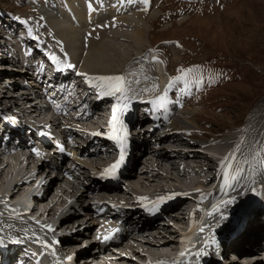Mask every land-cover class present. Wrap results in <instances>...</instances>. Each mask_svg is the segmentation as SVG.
<instances>
[{
  "label": "rangeland",
  "instance_id": "obj_1",
  "mask_svg": "<svg viewBox=\"0 0 264 264\" xmlns=\"http://www.w3.org/2000/svg\"><path fill=\"white\" fill-rule=\"evenodd\" d=\"M80 1L81 5L83 6L84 1ZM43 2L44 0H26L27 7L21 8V5L25 3L23 0H0V7L4 12H1L3 17L0 16V78L1 81L4 82L3 84H0V89L2 90L0 92V108L2 110H10V107H8L7 105H14L16 108L19 107V100L16 101V97H18L20 93L15 92L20 90H17L15 88H18L19 85H22L20 86V89L25 90V88H27V84H25L24 82L29 81L30 79H23L24 77H30L27 75V73H25L28 72V63H22V66L20 65V68L16 65L12 66V59L8 60L6 58V56L8 55L4 51L3 46L6 43L9 44L11 38H14L15 35H20V37H22L21 34H23V30H20V28L23 27V23L30 27H35L32 23L33 17H35V15L37 17L39 16V14L43 16L45 15L43 14ZM54 2L59 3L57 9L59 10V14H61L60 8L62 7V5L65 6V2H63L62 0H54ZM133 3L135 5H139H136V7L143 8L140 11V15L133 14L135 11H127V13H130V16H132V18H135L137 22H140L138 25V29L142 25L141 27L144 29L146 28L147 32L144 36H142L141 42H138L137 44L135 42L133 44L129 42L125 43L124 45L126 47L122 48L123 52L126 53V58L136 59L137 57H142L143 59L144 57H146V49L150 48L152 45L160 46V53H164V56L162 55L163 58L167 60V63H170H168L169 70L173 75H175V78L180 77V79H176L172 88L174 95H178L177 87L179 88V90H181L179 92L181 100H177L178 102L182 101L184 109L183 112L178 116V121L179 123H182L184 130H193L196 132V135L194 137L185 138L183 136L185 131H181L180 133H175L173 131L177 129L176 126H172L169 132H166V130L156 131L149 142L145 143V145H147L146 148H148L147 157L146 154H144V149L139 147L134 148V160L137 164L133 171L130 172L133 173L132 176H130L129 173L127 182L131 183L130 180H132L133 178H136V180L141 179L144 171L143 168H145V157H153V155L151 156L150 153L155 150L154 148H156L157 151H164L170 153L171 155L172 153H175L173 156L174 159L179 160L184 155L181 154L182 152H185L187 148L189 149L190 147H196L195 145L198 144V146H202L201 148L205 151H211V157H217L222 153L220 151H216L217 148L213 147L211 143H214L216 141V143L219 144L221 143L220 141L224 138L239 135L243 132V130V133H245V129L248 123L251 121L255 122L253 121L255 120V118L259 119L258 122L261 125L260 127H258L259 134H257V136L253 139V144L249 148V164L247 167L249 169V173L253 172L257 175V172L260 171L259 177L260 181H262L261 174H264V0H149L147 4L143 3L142 0H134ZM53 5L54 3L52 1L51 6L53 7ZM81 5H77V3H75L73 7L74 9H77V7H79L80 9L82 7ZM112 7L110 8V10H113L114 12L121 11L120 14L126 13H122L125 9H123V6L120 3H115V6ZM62 9V13L66 14L64 13V8ZM82 12V17H84L85 10ZM67 15H69L68 18H70V22H72V17L70 16L71 14ZM50 18L53 19V17L51 16ZM58 18L61 17H59L58 15ZM79 19H75L76 22L72 23L75 24L77 29L80 27L79 29H82L83 31V28H81L84 24L81 22L83 18L80 20V22L82 23L81 26H79ZM133 32L134 31H132V34ZM136 32H134V34ZM128 33L131 34L130 32ZM82 36L80 37V42H78L81 43V45H79L80 47L74 48L73 52L74 54L77 53L75 56L79 57L80 61L83 63V70L81 71L86 72L87 69L85 70L83 59L85 57V59H87L90 51L94 46L90 45L89 49L88 45H85L84 41L81 42ZM172 41H176L177 43L164 44L165 42ZM41 43L46 44L45 42ZM87 44L90 43L87 42ZM174 44L176 46H172ZM6 50L9 51L10 55L11 48H7ZM149 54L147 53V57H152V55H154L153 50H151ZM71 55L73 56V54ZM73 58L74 57H72V60ZM152 58L156 63H154L155 65H157L158 63L159 66L162 65V62L155 55ZM79 68H81V66H79ZM212 68L221 70L223 72V76H220L218 80L214 81L211 78ZM162 69H164V66L159 70L161 73ZM181 69H192L193 74L182 72ZM97 70L99 71L102 69ZM112 71H116V69H113ZM91 74L95 75L94 73ZM19 78H21L22 80ZM163 81V85H165L166 79L164 78V76ZM16 82H18L19 84L16 85ZM3 85L6 86V89ZM2 87L4 88V90ZM163 87L164 86H162V88ZM14 93L16 96L14 95L13 98H9V95H13ZM29 100H32V98H27L26 100L27 110H31V106L33 105ZM96 107H98V105L95 106V104L93 107H91V115L92 117H94V120L90 116L82 118L80 122L81 128H76V130H74L75 137H79L78 140L76 139L77 142L75 141V143L83 144V142L87 141L86 138L81 141L80 139H82V137L80 136L82 135L81 132H87L85 131L87 130V128L96 125L95 123H92L91 120H96L95 122L100 123V118L103 119V117L107 115L108 112L103 114L104 110L107 108V104L101 105L98 108ZM19 109L21 110V108ZM254 109L257 111H255ZM14 110L17 109L12 108V111L10 110V113L13 114ZM98 110V113L102 115L95 116L93 112H95L96 114ZM39 111L43 113L41 108ZM17 112L20 111L17 110L16 113L13 114L15 116L14 119L18 118L16 116L18 114ZM20 113H22L21 119L22 117H27L25 120L26 122L27 120H31V118L33 117L29 115L30 112H28L27 114L23 113V110H21ZM5 114L6 116H11L8 113ZM0 117L3 120H6V118H3L2 114H0ZM137 118L140 119L138 115ZM14 119L10 117V120H12V122ZM15 122H17V120H15L14 123ZM125 123L126 122L123 120L121 126L123 127ZM134 123L135 121L133 122V125ZM29 124L38 126L37 122H30ZM145 124L141 125V127L143 126L144 129L148 126ZM136 125L137 124H135L133 127H136ZM7 127L10 128V125H8ZM141 127L140 129L144 131V129ZM186 127L188 129H186ZM24 129L25 128H23V130ZM28 130L29 128L27 127L26 131ZM96 131L101 133L98 128L96 129ZM56 132H58V129H56ZM88 132L92 134L91 131ZM132 133H136V131L133 130ZM171 134L178 135L174 136L176 137L178 142H175V140L173 142H170L168 140V138L172 136ZM161 137H163V139ZM205 143H208L207 147L203 145ZM222 144L224 143L222 142ZM76 148L78 150L80 149L78 147ZM114 150L115 148L113 145L101 142L99 145L100 152L97 156L94 157L95 162L97 164H102L103 162L105 163L109 161L110 159L108 158L112 159L116 157L117 154ZM47 153L49 152L47 151ZM200 156L202 157V160L208 157V155L204 153L200 154ZM250 157L253 158L252 161ZM256 159H259L261 164L258 163L259 161H256ZM191 162L194 163L193 160H191ZM25 164L27 165V161L25 162ZM208 165L210 164L208 163ZM252 166L254 167L253 170L250 169ZM256 167L257 169H255ZM8 168L5 172L13 173V169H11V167ZM202 169L203 168L199 165L198 170L202 171ZM172 173L175 177H177L175 170H172ZM207 173V177L212 174L209 171ZM8 178H10L9 175ZM5 182L6 184L2 187V189H5L7 187V184L10 182V180H7V178H5ZM177 184L179 183L173 182L168 183L166 186H176ZM214 184H218V181H215V183L212 182V185ZM247 184L248 182L241 184V186H246ZM152 188L153 185L149 184H147L146 186L144 185V188L136 187V189L138 190L147 191L153 190ZM201 190L203 189L201 188ZM238 191V194H240V189ZM55 192L57 193L58 191L55 190ZM2 194H7V192H3ZM51 195L52 193L46 195L44 197V200L48 199V202L54 200L56 195L53 197H51ZM197 199L201 200L199 198ZM60 205L61 207H59ZM60 205L57 206L56 209L62 208L65 204L63 202ZM256 217L258 218L253 223L248 233L240 238L241 240H235L234 242H232H239L240 244L250 243V245L248 247L241 246L240 249L238 248L239 250H231V248L230 250L227 249L226 260L223 264H244V262L247 263L248 261H250L251 264H254L257 261H259V264H264V254L261 253L257 255V252L259 253L264 250V232L256 229L257 224H259L257 223L258 221L260 222V225L264 226V220H262V218H264V212H258V216ZM256 217L254 219H256ZM79 220L80 222H84L87 220V217L81 216L79 217ZM182 220L183 223H181V225H184L185 218ZM252 221L253 220H251L250 223ZM164 222L170 225V227L172 225L169 224L170 222L176 224V222L172 220ZM85 225L91 226L92 221L88 220ZM175 226L173 227L175 228ZM144 228L145 226H143V229ZM147 228L149 229L150 227ZM221 229L222 228H220V231ZM251 230H255L256 232L254 233V237H251L249 233ZM175 231L178 232L177 234H175V236L180 234L179 230L177 229H174L173 231L166 230L165 233L168 236H165L164 238L174 241L175 239L173 237V234L175 233ZM200 232L201 229L198 230V233ZM38 234L39 233H37V235ZM82 235L83 234L79 232L76 234L74 241L76 245L77 243H81L78 242L79 240L87 237L86 235ZM257 237V240H259V238L261 239L259 241H256ZM146 239L149 240V238ZM139 243L141 242L133 243L132 247L135 246L134 249L136 251L139 250ZM228 246L230 247V244H228ZM231 251H234V253L236 251L237 255L234 253L231 254ZM245 251L253 252L256 255H252L250 258H246V254L244 255ZM141 253L142 251H140V254ZM107 256V259H105L106 261L104 259H100V264H119V261L112 262L110 261V259H108L111 258L112 255L108 254ZM135 257H137L136 259H140L138 258V256Z\"/></svg>",
  "mask_w": 264,
  "mask_h": 264
},
{
  "label": "bare ground",
  "instance_id": "obj_2",
  "mask_svg": "<svg viewBox=\"0 0 264 264\" xmlns=\"http://www.w3.org/2000/svg\"><path fill=\"white\" fill-rule=\"evenodd\" d=\"M83 1H84L83 6L81 5L80 0H74V1L68 0L67 1L68 3H64L65 6L62 5V7L60 8L61 14L59 17H61V18H58V16H57V18L52 19V18H50L49 15H46V17L43 15H40V14L37 17L35 15V17H33V19H32V23L34 24L35 27H30L28 25H25V23H23V27L21 26L22 28H20V30H23V34H21L22 37H20V35H17V36L15 35L16 37L14 36V38H11V41L9 44L6 43L3 46L4 51L8 55V56L5 55L6 58L8 60L12 59V66L16 65L17 67L20 68V65L22 63H28V65H27L28 72H25V71L24 72L27 73V75L30 77H26V78L24 77L23 79H27V78L31 79V80L29 79V81H26L29 83L24 82L25 84H27V88H25V90L20 89L21 88L20 86H22V85H19L18 88L12 87V88H15L17 90H20V91L15 92V93H20V94H19V96L17 95L18 97H16L17 98L16 101L19 100L18 101L19 107L16 108L14 105L10 106V105L5 104L8 107H10L11 111H12V108H15V109L19 110L20 112H21V110H23V113L28 114V112H30L29 113L30 116H35V117L37 116V118L42 117V114L39 111V109H40L39 108V101H37V100H39V99L41 100L40 91L44 92L43 91L44 84L42 82H43V77H44V73H45V69L43 66L45 64V62H44V59L39 55L40 53H43V52H47L50 56H55L56 58L61 59L60 61H63L64 63H66V65H68V67L70 68V75L68 76V78L65 81H66V83L74 82V84H79V86H78L79 89L85 88V85L82 84L83 83V77H86L87 75H89V73L95 74V75L91 74L92 76H96V75H101V76L123 75V76H125L126 81H127L126 86L129 89V91L127 92V96L131 97V99H127V98L123 99V101L121 103V106L126 111H129L131 108L137 107V105L141 104V103H148V105H149L151 102H153V99H155L158 96L159 89L162 88V86H164L163 85V82H164L163 81V74L160 71H156V67H155V69L153 68V66L150 64L149 59H148L146 54H145L146 57L143 58L145 60L143 62H139L137 59L126 58L127 55H126V53L123 52V49H122L123 47H126L124 45L125 43L129 42V43L133 44L135 42L137 44L138 42H141L142 36H144L147 32L146 28L144 29L141 27L142 25L138 29V25L140 22H137L135 20V18H132V16H130V13H127V11H131V12L135 11L133 14L140 15V11L143 8L136 7V5L139 4V2H138V4L135 5L134 3H131V4L127 3V0H123V2H121V0H83ZM75 3H77V5H81L82 7L80 9H79V7H77V9H74L73 5H75ZM115 3H120L123 6V9H125V10H123L122 13H125V12L126 13L120 14L121 11L120 12L119 11L114 12L113 10H110V8L115 5ZM62 8H64V13H66V14L62 13V11H63ZM74 10H75V14H74ZM84 10H85V16L82 17V14H83L82 11H84ZM67 14H71L70 15L72 17L71 21L73 23L76 22L75 19L77 20L80 18L79 19V23H80L79 26H81L82 23H84L83 27H81V28H83V31H82V29H79L80 27L77 29L75 24L70 22V18H68L69 15H67ZM81 19H82V21H81L82 23L80 22ZM132 31H134V32L137 31V32L135 34L133 32V34H132ZM128 32H130L131 34H129ZM81 36H82L81 42L84 41L85 45H88V48L90 45L94 46L92 48V50L90 51V54L88 55L87 59H85L86 57L83 59L85 70L86 69L88 70V71L86 70V72L81 71V70H83V68H82L83 63L80 61L79 57L75 56L77 53L74 54V52H73L74 48L80 47L79 45H81V43H78V42H80ZM119 41H121V42H119ZM41 42H45L46 44L41 43ZM87 42H89L90 44H87ZM7 48H11V51H10L11 54L10 55H9V51L6 50ZM68 51L71 54H73V56ZM154 55H152V57ZM72 57H74L73 60H72ZM152 57H151V60H153ZM8 62H10V61H8ZM79 66H81V68H79ZM156 66H157L158 70H160V68H162V65L159 66V63ZM97 69H102V70L98 71ZM110 69H112V70L116 69V71H112ZM104 70H107V71H104ZM36 72L38 73L37 75H36ZM81 74H86V75H81ZM19 79H21V78H19ZM137 81H138V83H137ZM3 83L4 82L1 81V78H0V84H3ZM16 83H17L16 85L19 84L18 82H16ZM31 83H34V84H31ZM28 84H30V85H28ZM3 86H5V85H3ZM73 87H75V85ZM4 88L6 89V86ZM4 88H3V90H4ZM34 89H35V91H37V92L33 91V93H36V95H34L31 92ZM154 90H157V91H154ZM1 91L2 90L0 89V92ZM15 93L13 95H9V98H13ZM27 98H30V99L32 98V100H29V101H31L30 103H32V104H33V102L35 103L34 105L31 106V110L26 109ZM42 98H43V95H42ZM115 98H116V96H109L108 98L103 100V102L104 101L111 102L112 108L117 109L118 103L115 102ZM40 103H41V101H40ZM125 104H127V107L124 106ZM17 105H18V103H17ZM97 105L99 107L102 104H97ZM171 107H172V104L169 105V108H171ZM19 108H21V110ZM10 110H2L0 108V114L8 113V114L12 115L10 113ZM106 111L107 112L110 111V107H107ZM255 111H257V110H255ZM20 112H17L18 114L16 116L18 118H20L22 115V113H20ZM100 115H102V114H100L98 112H96V114H95V116H100ZM145 117L146 116H141L140 118H141V120L145 119L146 123L151 120V118L149 116L147 118H145ZM26 118L22 117V119L24 121L26 120ZM123 119L126 122L128 119V116H124ZM31 120H32V118H31ZM31 120H27V122L25 121V123L29 124L31 122ZM33 120H35V119H33ZM135 120L136 119H134V118L131 120V122L128 126L129 128L133 126V122ZM91 121H92V123H95L96 120L95 121L91 120ZM253 121H255V122L251 121L248 123V125L245 129V133H243L244 132V130H243V132L239 135H235V136H232L229 138H224L223 140L220 141L221 143H219V144H217L216 141L214 143H211L213 145V147L217 148L216 151H220L222 153L221 155L223 157L224 156H227L228 158L231 157V159H228L227 163H225L227 161V159H226V161L218 162L217 161L218 157H210V156H208L209 158L206 157L204 160H202L201 159L202 157L200 156V154H203V152L194 151L190 148L189 149L187 148V150L185 152L181 153L184 155L179 160L174 159L173 156L175 153H172V155H171L170 153H167L164 151H159V150L157 151L156 148H154L155 150H153V152L150 153V155L151 156L153 155V157L146 158L148 155L147 154L148 148H146L147 145H145V143H148L149 140L143 139L142 144L137 145V146H139V148H142L145 150L144 151V154H146V157H145L146 160H145V164H144L145 168H143L144 171H143V175H142L140 180H136V178H133L132 180H130L131 185H133L135 187H142V188H144V185L146 186L147 184L153 185L155 189H157V188L161 189L159 194L167 193V192H174L178 198L183 197L184 199L178 200V202L176 203L177 205H175V206L173 205L172 207L167 209L165 212L161 213L162 215H165V216H162L158 220L151 222L148 225L150 227L148 229V231H152L153 233H151L149 235L148 234L145 235V236H149V237H146V238H149V240H147L146 244L144 245V250L142 251V253L140 254V251H137L135 253V256H138V258L143 259L145 256H147L149 254H153L156 256H160L161 257V264H164L167 261V254H169V255L172 254L176 249H178V246H179V248H182V249L187 246L186 240L188 238L179 239L180 236H182V232L179 231L180 234L175 236V234L178 233L177 231H175V233L173 234V237L175 240L172 241V240L164 238L165 236H168L165 233V231L166 230L167 231H170V230L173 231L174 230L173 226H175V225H176L175 228H183L184 225H181V223H183L182 219H184L185 217L183 216V217L179 218V216H176V215L173 216V213L175 211H180V209L184 205H187L188 202L200 201L197 198L203 199L205 196L208 195V194L200 191L199 188L201 189L202 187H209L210 185H212V182L215 183V181H218V184L220 185L221 189H225V190L231 192L233 195H236L239 193L238 190L240 189L239 187L241 186V184L248 182L249 169L247 166L249 164V148L253 144V141H254L253 139L257 136V134H259V128L258 127H260V125H261L258 122L259 121L258 118L257 119L255 118V120H253ZM0 122H1V125H0V147H2V145H1L2 139L4 138L5 134L7 132L14 134L15 131L10 132L11 128H8L1 120H0ZM139 122H140V120H139ZM168 122L171 124V126L180 125V126H178V129L185 131L183 125L180 124L181 122L179 123V121H178L177 114H175L172 118L169 117ZM15 124L17 125L18 123H15ZM71 125L75 126L74 123H71ZM145 125H149V128H145V130H144L146 132H144V131H138L137 132V136L141 139L143 137L147 136L148 134H152L154 131V129H151V127H150V126H152V124L150 122L145 124ZM136 126H138V124ZM25 127L26 126L22 125V123L18 124L19 131H23V128H25ZM139 127H141V126H139ZM256 127H257V130H256ZM80 128L81 127H78L77 129H80ZM122 128L126 129L124 126ZM133 128H135V127H133ZM141 128H143V126ZM96 129L97 128H95V126L93 125L92 127H89V128H87V130H85L87 132H81V133H82V135H87V136L93 135L94 133H99L98 131H96ZM88 131H91L92 134ZM157 131H162V130L158 129ZM169 131L170 130H168V131L166 130V132H169ZM173 131L175 132V130H173ZM161 135H163V134H161ZM70 136H71V140L76 139L75 135L72 134ZM94 136H95L94 137L95 139L91 143L87 144V142L85 141L84 145L86 147L84 149V152L87 150H90L91 147L97 146L96 142H99L101 140V135H94ZM174 136H178V135H172L171 137L168 138V140L170 142H173L174 140H175V142H178V140ZM87 138H89V137H87ZM161 138L163 139V137H161ZM50 140H52V138H50ZM222 142L224 144H222ZM48 147H49V145H48ZM168 148H170V147H168ZM41 149L44 152H47V151L50 152V156H53V158H55L56 155L51 154V151H49V150H51L50 148L44 147ZM157 149H159V148H157ZM174 149H176V148H174ZM198 152H199V155H198ZM19 155H21V154H19ZM71 155L73 156V158L75 159V161L77 163H80V160L75 157L74 152H73V154L71 153ZM172 157H173V159H172ZM108 159H111V158H108ZM61 160H62L61 158H58L55 160V162L60 164L61 167L69 166L66 162H62ZM191 160H193L194 163H192ZM24 161L26 162L27 159H25L23 157L20 158V156H8V155H6V153L4 152L3 149L0 150V193H2V192L6 193L7 192L8 195H11V200L19 199L23 203L27 204V206H29V207L32 206L33 204H35L32 208L34 212L35 211L36 212L37 211L44 212V213L48 212V214H50V212H52L54 209H56L57 206H59L60 204H62L64 202L63 196L65 195V192L62 191L63 193L62 192L60 193L58 191L54 200H51V202L50 201L48 202V199L47 200L43 199L41 201L33 202V201H31V198H30L31 196L28 195L29 193L27 191L22 190L23 187L21 185L15 184L16 185L15 188L11 189V186L15 182H17V180L19 181L18 175L20 173L24 172V168L21 169L24 165H26ZM256 161H259V159H256ZM189 162H191V164H188ZM201 163H203L207 167L205 169H202V171H199L198 168H199V165L201 166ZM208 163L210 165H208ZM258 163H260V161ZM16 164H17V166H16ZM84 165H87V164L84 163ZM8 167H11V169H13V173L12 172L11 173L5 172V171H7ZM220 168H222L221 173H219ZM172 170H175L177 177L174 176V174L172 173ZM205 170H206V172H205ZM207 170L210 173H212L209 177H207V174H208ZM132 174L133 173H130V176H132ZM8 175L11 179L8 178ZM5 178H7V180H10V182L7 184V187L5 189H2V187L6 184ZM173 182H177L179 184H177L176 186H173L172 188H168L166 186L168 183H173ZM109 188H110L109 186L102 185V186H99L95 189H108L109 190ZM101 191H103V190H101ZM133 191H136V190H133ZM52 192H55V190H53ZM133 196L137 197L138 193L133 195ZM122 198L124 200L128 199V197L126 195H124ZM141 198H146V197H141ZM55 202H56V204H55ZM54 204H55V207H54ZM64 204H65V202H64ZM165 206H167V205H165ZM59 207H61V205ZM174 207H175V210H172V208H174ZM185 210L187 213L186 215H188L187 209H185ZM158 213H160V211H158L157 214ZM179 213H181V212H179ZM3 214H4V216H3ZM6 215H7L6 210L3 208H0V219L2 218L5 221L3 224L4 229L0 228V234L2 236H4V237L13 236V230H9V228H8V226L11 224L20 225L19 232H23V233L28 234V235L35 236L39 232V230L33 225L32 222L27 221V220H23V219L14 218V217L11 220H7V219H5ZM181 215H185V214L181 213ZM256 216H258V214ZM257 218L258 217H256V219H254V218L251 219V220H253L251 223H250L251 220L248 221V224H247L245 230L239 235V237L242 238L246 233H248V231L251 229V226L257 220ZM170 220L176 222L177 224L170 222L169 224H172L170 227V225H168L166 222H164V221H170ZM262 220H264V218H262ZM257 223H259V224H257L256 229L260 230L261 232H264V226L260 225L259 221ZM134 224H137V223L136 222L131 223V225H134ZM82 225H84V224H82ZM177 225H181V226H177ZM136 226L139 227V224H137ZM86 228L87 227H85V229H83V230L84 231L87 230ZM200 229L201 228H199L198 230H200ZM83 230H79V233L86 235L85 232H83ZM145 230L146 229H144V231ZM255 230H251L249 232L251 237H254V233H256ZM70 235H71L70 231L62 232L61 237L66 239ZM85 238L87 239V237H85ZM192 238L193 237H191V239ZM176 239H177V241H176ZM257 239H258V237L256 238V241H259L261 238H259V240H257ZM179 240H181L182 243L178 244ZM74 241H75V239L69 241L68 245H70V246L76 245L74 243ZM144 241H146V240H144ZM234 241L235 240H231L229 242V244H230V247L228 246L229 250H230V248H231V250L232 249L233 250H239L241 248V246H247L248 247L250 244V243L240 244L239 242L232 243ZM85 244L87 245V244H89V242H87ZM61 248H62L61 250H63V246H61ZM83 251H85V248ZM1 252H2V249H0V253ZM241 253H243V252H241ZM261 253L262 252H259V253L257 252V255L261 254ZM245 254H246V258H250L252 255H256L253 252H246V251L244 252V255ZM65 255H66V257L72 258L71 264H75V262H74L75 253L74 252H72V251H69L67 253L65 252ZM81 255H82L80 258L81 260L88 257L87 256L88 254L84 255V253H82ZM36 257L39 258V260L43 262L42 264H52L46 258L47 255H46V257L43 258L40 256V253H39L38 255H36ZM135 258H137V257H135ZM110 259H113V260H111L112 262L116 261V260H121V261H124V263H128V264H138L134 259H128L122 254H119V255L118 254H112V257ZM238 260H240V259H238ZM263 261H264V259H263ZM25 262H29L30 264H33V261L29 260V259H25ZM118 263H120V262H118ZM256 263L259 264V261H257ZM256 263H254V264H256ZM0 264H3V258L2 257H0ZM55 264H62V263L59 262L58 260H56ZM246 264H251V262L248 261Z\"/></svg>",
  "mask_w": 264,
  "mask_h": 264
},
{
  "label": "snow or ice",
  "instance_id": "obj_3",
  "mask_svg": "<svg viewBox=\"0 0 264 264\" xmlns=\"http://www.w3.org/2000/svg\"><path fill=\"white\" fill-rule=\"evenodd\" d=\"M123 2V0H121ZM134 0H127V3L131 4ZM143 3L147 4L149 0H142ZM53 60H56V57H52ZM183 72L184 70L181 69ZM188 72H191V69L187 70ZM86 75V74H81ZM175 79H180V77H177ZM89 86L90 87H98L100 89V92L98 93L99 96H116L118 99L123 100L125 98L131 99L130 96H127V92L129 89L127 88V81L126 77L123 75H109V76H94L89 77ZM92 81H95L96 83H92ZM138 83V81H137ZM172 86V82L169 84V88ZM167 91L168 89H165V94L161 95L157 98L156 101H153L152 103H156L160 108H164L167 104ZM127 107V104L124 105ZM116 122H117V113L116 109L113 110V116L110 121V126L112 127L114 135L109 137L110 139H115L117 143L120 145V156L119 159L111 165L109 168L105 169L102 173V178H106L108 176H111L112 178H116V171L125 163V149H124V139H122L120 136L115 135L116 131ZM101 133H94L93 135H100ZM228 159H231L229 157ZM160 201H163L165 198L160 197ZM231 203V201H229ZM49 230H52L50 226H47ZM118 231V229H114L113 232ZM203 231V229H201ZM110 237H105V239H108ZM181 255H184L182 253ZM71 259V257H69Z\"/></svg>",
  "mask_w": 264,
  "mask_h": 264
}]
</instances>
